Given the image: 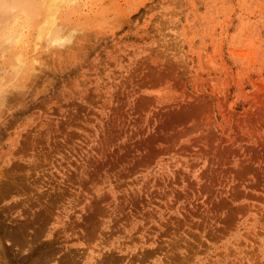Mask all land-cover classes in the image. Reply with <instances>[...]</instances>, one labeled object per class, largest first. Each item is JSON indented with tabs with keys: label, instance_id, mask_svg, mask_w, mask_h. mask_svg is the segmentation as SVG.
I'll use <instances>...</instances> for the list:
<instances>
[{
	"label": "rangeland",
	"instance_id": "1",
	"mask_svg": "<svg viewBox=\"0 0 264 264\" xmlns=\"http://www.w3.org/2000/svg\"><path fill=\"white\" fill-rule=\"evenodd\" d=\"M46 3L0 0V264H264V0Z\"/></svg>",
	"mask_w": 264,
	"mask_h": 264
},
{
	"label": "bare ground",
	"instance_id": "2",
	"mask_svg": "<svg viewBox=\"0 0 264 264\" xmlns=\"http://www.w3.org/2000/svg\"><path fill=\"white\" fill-rule=\"evenodd\" d=\"M24 1H26V0H24ZM57 4L58 3V0H48V4L47 5H49V6H53L54 4ZM46 7V6H45ZM45 7H43V8H45ZM47 8V7H46ZM9 10V9H8ZM60 11V10H59ZM5 19V18H4ZM42 20V19H41ZM53 20L51 19L49 22H48V24H49V26L50 25H53L54 23H51ZM18 22V21H17ZM38 23V22H37ZM41 24V23H40ZM19 25V24H18ZM37 25V24H36ZM20 26H22V25H20ZM15 27V26H14ZM41 30H40V33L41 34H44V33H46V34H49V30L48 31H46V27L45 26H42L41 28H40ZM51 30V29H50ZM5 32V31H4ZM53 35V34H52ZM54 37V36H53ZM57 37V36H56ZM6 38H7V36H6ZM26 41V40H25ZM20 42V41H19ZM19 47V46H18ZM12 50V49H11ZM14 53V52H13Z\"/></svg>",
	"mask_w": 264,
	"mask_h": 264
}]
</instances>
